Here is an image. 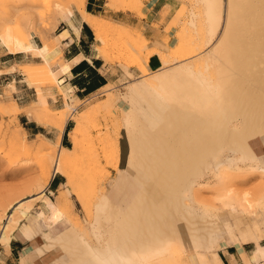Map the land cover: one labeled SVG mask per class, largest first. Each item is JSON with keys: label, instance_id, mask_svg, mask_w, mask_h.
Returning a JSON list of instances; mask_svg holds the SVG:
<instances>
[{"label": "rangeland", "instance_id": "rangeland-1", "mask_svg": "<svg viewBox=\"0 0 264 264\" xmlns=\"http://www.w3.org/2000/svg\"><path fill=\"white\" fill-rule=\"evenodd\" d=\"M73 1L0 0V45L8 51L11 48L15 51L25 49L27 44L36 47L24 51L34 55V63L20 65L18 70L22 73L25 83L34 87L37 92L36 103L17 111L9 101L0 99V216L7 202L15 204L24 200L16 209H8L18 221L16 225H12V230L17 231L20 228L19 224L21 226V222L26 220L25 216L22 217L23 212L30 211L31 215L35 216L43 209L42 199L46 196L62 210L63 217H67L62 219L64 226V221L69 220L75 229L71 230L73 234L85 238L87 246L97 247L106 237L109 225V222L99 215L97 208L104 198L108 200V196L112 195L111 191L116 181L106 196L104 191L115 178L116 171L123 168L120 174L124 173L136 190L140 189V183L131 175L135 181L133 183L124 168L129 149L125 133L129 119L127 110L129 102L131 109V101L127 96L131 84L141 79L154 84L161 74L191 63L196 64L201 60L203 63L209 61L225 26L227 0H221L219 25L214 34H210V23L206 18L208 0H168L169 10L166 8L162 12L164 18L161 43L156 47L149 46L151 43L148 39L145 43L137 41L138 36L142 35L141 32L105 18L102 27L104 39L102 56L107 63L118 66L114 82L84 101H69L67 94L64 93V108L55 110L48 105L44 94L45 91L51 94L52 89L58 84L59 74L55 70L63 65V61L56 52L59 46L56 35L70 15L75 11L80 13V10L74 7ZM144 1L152 0H106L105 5L113 10L139 11L143 8ZM138 13L141 15L140 11ZM126 28L129 29L128 32ZM179 45H183V48L181 49ZM178 50L183 53L192 50L194 52L191 57L177 59L175 55ZM151 55H156L161 63L158 69L152 71L147 68V61ZM37 56L39 58H36ZM141 66L146 69L143 73ZM28 111L34 114L29 115L30 118L41 124L45 121V133L31 135L17 123L16 114L21 112L27 114ZM77 116L84 119L76 130ZM62 118L65 122L71 119L67 138L69 140L68 134L73 127L71 130H76L79 153L65 166L66 172L54 176L64 184H60L57 189H51L50 183L46 184L41 193L37 183L46 175L52 177L50 161L60 152L61 147L53 142V128L56 129L57 120ZM119 140L124 145L120 166ZM67 145L69 148L73 146L71 139ZM223 157L225 160L228 158L227 154H223ZM130 164L134 170L135 164L132 162ZM260 168H264V153L258 155V162L255 163L238 161L230 163L221 173H217L216 170L206 172V175L204 174L193 185L190 203L198 213L203 211L210 216L207 221L215 224L219 239L217 238L211 245L192 247H187L185 241L171 242L162 254L163 262L158 259L154 264H216L214 254L227 264L224 255L228 247L238 253V264H264L262 262L264 258L255 260L250 255L256 244L264 245V218L232 210L236 205L232 203L233 206L230 207L231 201L220 197V194L229 188L236 193V197H240L244 192L251 193V197H256L260 191L262 193L264 172H261ZM118 187L119 184L116 189ZM118 208L125 209L126 206ZM260 212L264 213V209ZM47 215L45 213L44 217L38 219L42 231L48 230L50 225L48 222L50 220L46 219ZM179 222V225L183 223ZM2 223L1 220L0 225ZM39 236L40 241L44 242L42 233L39 232ZM221 242H224L223 246ZM239 247L243 253L238 250ZM58 254L56 246H53L37 255L54 258ZM33 258L35 255L28 258L26 264H32ZM15 263L20 264L18 261ZM48 264L59 263L50 260Z\"/></svg>", "mask_w": 264, "mask_h": 264}, {"label": "bare ground", "instance_id": "bare-ground-1", "mask_svg": "<svg viewBox=\"0 0 264 264\" xmlns=\"http://www.w3.org/2000/svg\"><path fill=\"white\" fill-rule=\"evenodd\" d=\"M85 2L74 0L73 5L94 33L98 42L94 48L99 55H104L102 27L105 18L87 13ZM207 3L206 18L210 34H214L219 25L221 0H208ZM224 23L209 61L176 68L159 75L154 84L140 82L131 88V109L125 133L129 149L124 168L140 183V189L125 209H119L106 198L99 203L98 213L109 225L102 243L91 246L90 251L97 260L105 261L106 253L116 250L131 264H154L158 259L162 263V254L171 242L185 241L187 247H192L211 245L219 239L215 224L207 221L210 216L196 211L190 203V195L193 185L206 172L221 173L230 163L238 161L255 163L258 155L264 153V0H227ZM65 35L68 34L64 30L56 38L60 40ZM137 39L142 43L147 41L142 35ZM26 47L22 51L36 48L30 44ZM179 50L175 55L177 59L191 57L194 52ZM10 51L15 52V49ZM144 71L145 67L141 72ZM9 102L15 111L21 108L16 102ZM27 115L34 114L28 111ZM82 116L75 118L76 130L84 119ZM42 124L45 125V121ZM56 124L53 142L59 145L65 119H58ZM75 131L70 130L68 134L73 146L61 147L56 158L50 161L51 174L66 172L65 166L78 155ZM223 154H227V160ZM129 162L135 164L134 170ZM260 171L264 172V168ZM50 177L46 175L37 183L41 193ZM250 194L244 192L236 197L229 188L220 197L231 201L230 207L232 203L236 205L232 210L256 216L264 209V190L256 197ZM42 200L39 217L48 214L46 219L50 223L63 218L62 210L48 197ZM23 201L7 202L3 208L0 247L8 246L12 227L18 222L13 212L8 211L21 206ZM26 213L23 212L22 217H26ZM179 221L183 223L179 225ZM23 232L27 233L24 228ZM67 237L73 240V249L83 240L78 234ZM48 241L52 243L53 240ZM221 244L223 246L224 242ZM238 250L243 253L241 247ZM250 255L255 260L264 258V245L256 244ZM214 257L216 264H223L217 254Z\"/></svg>", "mask_w": 264, "mask_h": 264}, {"label": "crops", "instance_id": "crops-1", "mask_svg": "<svg viewBox=\"0 0 264 264\" xmlns=\"http://www.w3.org/2000/svg\"><path fill=\"white\" fill-rule=\"evenodd\" d=\"M105 4L106 0H86L85 11L91 15L106 18L117 24L129 26L133 29V31L141 32L142 35L151 43L149 46L156 47V45L161 43L160 36L162 33L164 18L162 12L164 9L166 10V8L167 11L169 10L168 0H152L151 2L144 1L143 8L139 10L141 15L138 13L139 11L136 10H113L108 8ZM64 30L67 31L68 35H65V37L58 40L59 46L56 51L63 61V65L58 66L55 70V72L59 74L57 76L58 84L57 87L52 89L51 94L48 93V91H45L44 94L48 105L52 106L55 110L64 108V93L67 94L69 101H84L88 97L114 82L115 74L118 70V66L116 64L111 65L107 63L103 59L104 57L99 55L96 48H94L98 42L94 37L92 29L88 23L84 21L81 14L79 15L75 11V13L70 15L68 19L63 22L57 33ZM36 58L39 57L37 56ZM33 59L34 55L30 52H24L21 49L15 52H10L5 50L0 45V99H2V101L8 102L13 100L21 108L29 107L37 102V92L35 88L25 83L22 73L18 70L20 65L34 63ZM160 66V60L156 55H151L148 58L147 68L149 70H156ZM140 82H145V80L141 79L131 84L127 94L129 101L131 88ZM65 101H67V99H65ZM129 109L130 102L127 109L128 112ZM16 121L31 135L43 134L46 132L45 125L30 118L26 113L21 112L16 114ZM70 122L71 119H68L65 122L59 141L60 147L69 148L66 145L70 140V138L69 140L67 138V132L71 124ZM119 153L120 166L123 156V145L120 140ZM122 170L123 168H119V170L116 171V176L110 182L107 190L104 191V195H107L110 187L116 181V185H113L114 187L112 186L113 189L111 188L112 195L108 196V200L118 207H127L138 193V190H136V187L132 184V182L127 180V176L124 173L120 174ZM56 174L59 173L53 174L50 179L51 182L49 181L50 184L48 183L51 189H57L60 184H64V182H61V180L54 177ZM127 174L134 183L135 181L131 174L128 172ZM118 184L120 187L116 189ZM259 213L260 214L254 217L260 216L264 218V213ZM24 218L26 220L21 222V226L19 224L20 228H18L17 231H15V229L13 230L8 246L0 247V264H16L15 261H18L20 264H26L27 259L31 256L33 257V255H35V258H33L32 264H48L50 260L59 264H131L129 261L124 259L120 253H117L116 250H110L106 253L105 261L97 260L96 255L90 251L91 247L86 245L85 238L80 241V245H78L77 248L73 249V240L67 236L72 237L74 235L71 233V230H73L74 227L69 220L66 219L64 221L65 226L62 221L63 218L67 217H63L56 223H50L48 230L46 231H42L40 228V222L38 219H41V217L38 216V212L35 216H32L29 211L28 214L26 213V217ZM255 223L256 221H254V225ZM23 228L26 230V234H24ZM39 232L42 233L44 242L40 241ZM49 239L53 241L55 240V243L53 241L50 243L51 241L49 242ZM53 243L54 245L50 246ZM82 244H85L86 246ZM53 246H56V250L59 252L57 257L48 258L37 255L39 253H43L44 249ZM81 246H84L86 250L84 247L82 249ZM78 248L81 250H78ZM229 248L231 247L226 249V253L224 255L226 263L238 264V253L233 250H229ZM89 252H91V255ZM81 253H85V257L82 256ZM76 256L78 259H76ZM79 257H81L80 260ZM219 259L223 264H225L221 257H219Z\"/></svg>", "mask_w": 264, "mask_h": 264}, {"label": "trees", "instance_id": "trees-1", "mask_svg": "<svg viewBox=\"0 0 264 264\" xmlns=\"http://www.w3.org/2000/svg\"><path fill=\"white\" fill-rule=\"evenodd\" d=\"M68 147V145H66ZM230 250V249H229Z\"/></svg>", "mask_w": 264, "mask_h": 264}]
</instances>
